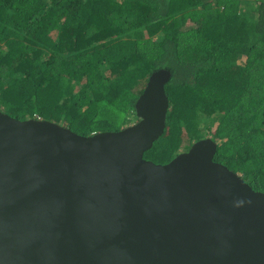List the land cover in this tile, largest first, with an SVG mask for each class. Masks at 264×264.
<instances>
[{"label":"trees","instance_id":"16d2710c","mask_svg":"<svg viewBox=\"0 0 264 264\" xmlns=\"http://www.w3.org/2000/svg\"><path fill=\"white\" fill-rule=\"evenodd\" d=\"M166 68L167 163L207 136L264 192V0H0V110L90 135L138 120Z\"/></svg>","mask_w":264,"mask_h":264},{"label":"water","instance_id":"95a60500","mask_svg":"<svg viewBox=\"0 0 264 264\" xmlns=\"http://www.w3.org/2000/svg\"><path fill=\"white\" fill-rule=\"evenodd\" d=\"M171 72H153L138 120L80 134L0 110V264H264V192L215 161L207 136L167 163Z\"/></svg>","mask_w":264,"mask_h":264}]
</instances>
